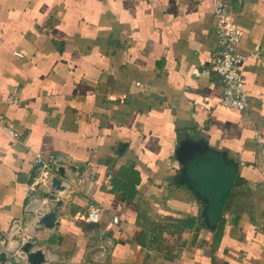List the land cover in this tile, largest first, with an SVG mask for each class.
<instances>
[{
	"label": "crops",
	"instance_id": "1",
	"mask_svg": "<svg viewBox=\"0 0 264 264\" xmlns=\"http://www.w3.org/2000/svg\"><path fill=\"white\" fill-rule=\"evenodd\" d=\"M227 1L247 112L205 73L214 0H0V113L22 135L0 131V236L21 223L43 264H264V0ZM185 131L240 163L215 232L173 184ZM50 154L71 162L70 192L36 182Z\"/></svg>",
	"mask_w": 264,
	"mask_h": 264
},
{
	"label": "built area",
	"instance_id": "2",
	"mask_svg": "<svg viewBox=\"0 0 264 264\" xmlns=\"http://www.w3.org/2000/svg\"><path fill=\"white\" fill-rule=\"evenodd\" d=\"M239 3L244 0H236ZM215 15L217 24L215 36L217 39L216 51L212 57V65L205 73L217 78L222 89V105L228 110L247 112L251 108V97L244 88L243 74L240 69L244 56L240 52L241 32L238 30L231 18L232 6L227 0H214ZM199 75V74H198ZM10 103H16L12 96ZM0 131L8 133L17 144L21 141L22 135L11 126L6 115L0 113ZM264 159V149H263ZM37 176L36 182L45 187L51 188L54 192H70L69 172L72 164L68 160L59 159L50 154L47 158L42 156L36 159ZM64 171V174L61 173ZM61 180L64 191H57L53 188V180ZM104 210L100 206L91 203L87 209L86 221L92 224L100 222ZM117 222V219H114ZM23 227L21 223L13 226L6 236H0V254L5 253V260L0 264H25V253L23 252ZM28 261V260H27ZM28 264H30L28 262Z\"/></svg>",
	"mask_w": 264,
	"mask_h": 264
},
{
	"label": "water",
	"instance_id": "3",
	"mask_svg": "<svg viewBox=\"0 0 264 264\" xmlns=\"http://www.w3.org/2000/svg\"><path fill=\"white\" fill-rule=\"evenodd\" d=\"M175 161L178 165L173 184L186 187L201 205L199 211L200 226L209 232H215L224 208L236 183L240 163L231 157L226 149H217L210 145L206 137L188 131L178 136L175 148ZM64 174V171L61 170ZM53 188L64 191L61 180H53ZM57 220L54 211L41 219L46 228H53ZM30 264H43L44 254L31 251L32 244L23 246ZM5 255L0 254V261Z\"/></svg>",
	"mask_w": 264,
	"mask_h": 264
}]
</instances>
